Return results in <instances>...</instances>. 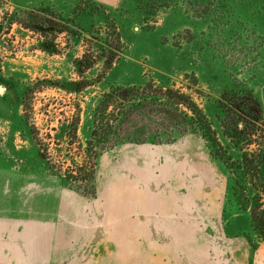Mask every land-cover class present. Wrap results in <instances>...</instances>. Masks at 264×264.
I'll list each match as a JSON object with an SVG mask.
<instances>
[{"label":"rangeland","instance_id":"rangeland-1","mask_svg":"<svg viewBox=\"0 0 264 264\" xmlns=\"http://www.w3.org/2000/svg\"><path fill=\"white\" fill-rule=\"evenodd\" d=\"M85 56L96 65L81 68ZM148 84L191 95L219 142H206L196 124L190 127L188 134L199 140L193 144L197 160L140 184L137 221L123 210L112 216L108 239L125 250V264H165V255L155 250L172 243L185 248L169 232L192 219L190 212L184 217L183 174L203 178L201 199L191 198L196 204L210 206L221 190L229 212L251 219L234 197L233 174L211 150L218 155L227 148L221 125L227 91L251 97L264 125V0H0V168L82 186L65 178L75 176L77 164L92 173L100 156L113 149L103 146L99 131L97 154L88 152L87 113L105 93ZM185 114L193 116L187 110L180 116ZM75 115L81 121L73 139L66 126ZM256 140L250 152L264 150V138ZM261 172L264 179V166ZM148 217L157 225L152 233ZM246 236L252 244L264 242L252 226Z\"/></svg>","mask_w":264,"mask_h":264},{"label":"crops","instance_id":"crops-1","mask_svg":"<svg viewBox=\"0 0 264 264\" xmlns=\"http://www.w3.org/2000/svg\"><path fill=\"white\" fill-rule=\"evenodd\" d=\"M193 137L187 133L158 146L125 143L101 155L95 199L58 180L0 168V264H125V250L108 239L109 224H115L112 216L123 210L137 221L140 184L185 161L195 162L193 144L199 140ZM183 175L188 183L184 217L190 212L192 219L183 220L179 231L169 232L185 248L172 243L154 254L162 252L165 264H264V242L253 249L246 236L250 216L229 212L221 190L210 206L196 204L195 199H201L198 182L203 178ZM163 204L169 214L168 200ZM146 223L149 233L154 232L155 220L148 217ZM131 252L141 253L135 248Z\"/></svg>","mask_w":264,"mask_h":264},{"label":"trees","instance_id":"trees-1","mask_svg":"<svg viewBox=\"0 0 264 264\" xmlns=\"http://www.w3.org/2000/svg\"><path fill=\"white\" fill-rule=\"evenodd\" d=\"M96 61L88 60V56H85L80 61V67L91 68L96 65ZM108 64L112 67L114 62L109 60ZM224 96L226 102L221 104V125L222 138L226 140L227 148L223 154L217 155L212 150L211 153L220 158L233 174L234 197L240 207L250 210L252 230L264 241V184L261 183L264 180L261 178L264 150H249L251 145L258 143L257 138H264V125L257 119V108L253 107V100L246 93L227 91ZM180 110H187L193 116L185 114L181 117ZM80 121V116L75 115L66 126L67 134L73 139L77 138ZM195 124L206 142L218 144L216 130L203 116L191 95L156 84L122 88L118 93H105L99 104L87 113L85 126L91 130L87 150L92 155L97 154L94 140L99 131L104 132L102 143L108 148L125 143L162 145L176 141L178 137L174 136L187 134L188 129ZM77 165L76 170H72L75 176L65 179L80 182L82 186L69 188L89 197L95 196L97 164L93 172L88 174L85 164ZM252 246L253 249L257 247L255 243Z\"/></svg>","mask_w":264,"mask_h":264}]
</instances>
